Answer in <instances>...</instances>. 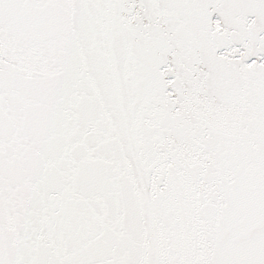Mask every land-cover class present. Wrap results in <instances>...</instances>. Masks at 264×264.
Returning <instances> with one entry per match:
<instances>
[{
  "label": "snow or ice",
  "instance_id": "6c2138e0",
  "mask_svg": "<svg viewBox=\"0 0 264 264\" xmlns=\"http://www.w3.org/2000/svg\"><path fill=\"white\" fill-rule=\"evenodd\" d=\"M0 264H264V0H0Z\"/></svg>",
  "mask_w": 264,
  "mask_h": 264
}]
</instances>
